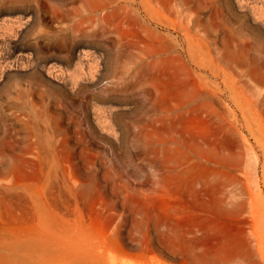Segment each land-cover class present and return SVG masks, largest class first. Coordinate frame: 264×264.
<instances>
[{"label": "rangeland", "instance_id": "374dc122", "mask_svg": "<svg viewBox=\"0 0 264 264\" xmlns=\"http://www.w3.org/2000/svg\"><path fill=\"white\" fill-rule=\"evenodd\" d=\"M236 1L0 0V264H264V3Z\"/></svg>", "mask_w": 264, "mask_h": 264}, {"label": "bare ground", "instance_id": "6f19581e", "mask_svg": "<svg viewBox=\"0 0 264 264\" xmlns=\"http://www.w3.org/2000/svg\"><path fill=\"white\" fill-rule=\"evenodd\" d=\"M237 1H238L237 5L239 4L240 6H244V3H245V2L243 3V0H237ZM237 1H236V2H237ZM249 1L251 2L252 0H248V2H249ZM256 1H257V0H256ZM260 1H262V0H260ZM254 2H255V1H254ZM251 3L253 4V2H251ZM251 3H250V6H252ZM263 3H264V0H263ZM239 5H238V6H239ZM246 5H247V3H246ZM248 6H249V3H248ZM239 8H240V7H239ZM241 9H242V8H241Z\"/></svg>", "mask_w": 264, "mask_h": 264}]
</instances>
